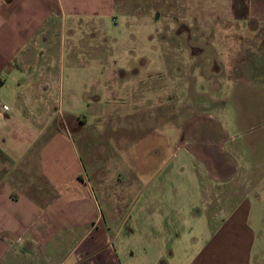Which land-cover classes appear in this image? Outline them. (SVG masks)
Here are the masks:
<instances>
[{"label": "rangeland", "instance_id": "374dc122", "mask_svg": "<svg viewBox=\"0 0 264 264\" xmlns=\"http://www.w3.org/2000/svg\"><path fill=\"white\" fill-rule=\"evenodd\" d=\"M114 1L115 17L121 10L140 12L137 26L116 28L118 17L108 16L104 29L89 36L88 47L93 42L95 48L73 43L67 56L73 68L65 65L61 73L72 87L84 83L86 101L73 103L86 120L67 113L63 102L56 124L65 144H73L84 176L81 190L97 206V220L109 227L116 257L130 253L137 258L126 264H149L166 260V246L148 235L152 228L160 236L177 219L171 208L182 211L179 223L200 210L207 227L208 216L222 214L225 202L257 189L264 174V36L203 22L227 12L224 6L215 10L210 0L200 6L185 0L187 14L201 17L199 24L169 15V21L146 23L140 14L154 17L162 7L156 0L132 6ZM88 20V27L97 26ZM112 79L110 99L96 94L100 84L112 90ZM204 234L202 229L198 237ZM145 254L153 258L140 261Z\"/></svg>", "mask_w": 264, "mask_h": 264}, {"label": "crops", "instance_id": "0c3cea01", "mask_svg": "<svg viewBox=\"0 0 264 264\" xmlns=\"http://www.w3.org/2000/svg\"><path fill=\"white\" fill-rule=\"evenodd\" d=\"M195 1L201 0L189 2ZM210 1L215 10L226 7L227 12L203 22L227 23L246 37L264 36V0ZM125 2L132 6L145 0ZM156 2L162 7L154 17L146 11L140 14L146 23L156 24L162 17L169 21L170 16L183 23L202 22L187 14L185 0ZM114 4V0H0V102L7 105L0 114V264H126L137 258L130 253L116 257L105 230L109 227L97 220V206L81 190L84 176L73 144H65L56 124L63 102L67 113L86 120L73 103L86 101L84 83L72 87L71 79L61 73L65 65L73 68L67 61L73 43L95 48L93 42L88 47L89 36L104 29L108 16L118 17L116 28L123 30L140 19L136 8L130 14L121 10L115 17ZM88 19L97 26L88 27ZM96 69L102 72L104 66ZM112 84L109 91L97 85L96 94L110 99L115 94L113 79ZM43 133L46 137L36 143ZM256 182L257 189L244 190L235 203L225 202L222 214L208 216L207 227L201 225L200 210L188 212L189 221L179 223L182 211L171 208L177 219L165 224L160 236L152 228L148 235L166 246V260L156 258L149 264H264V174ZM202 229L205 234L199 238ZM138 258L150 261L153 255Z\"/></svg>", "mask_w": 264, "mask_h": 264}, {"label": "built area", "instance_id": "2783aa9c", "mask_svg": "<svg viewBox=\"0 0 264 264\" xmlns=\"http://www.w3.org/2000/svg\"><path fill=\"white\" fill-rule=\"evenodd\" d=\"M6 109H7V105L0 102V114H3Z\"/></svg>", "mask_w": 264, "mask_h": 264}]
</instances>
